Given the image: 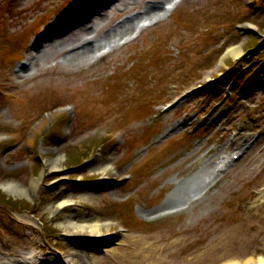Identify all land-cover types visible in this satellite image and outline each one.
<instances>
[{
	"label": "rangeland",
	"instance_id": "1",
	"mask_svg": "<svg viewBox=\"0 0 264 264\" xmlns=\"http://www.w3.org/2000/svg\"><path fill=\"white\" fill-rule=\"evenodd\" d=\"M83 1L0 0V192L13 199L0 203V264H40L57 251L60 264L262 260L264 132L215 178L202 164L213 171L243 135L264 128V0H178L137 35L130 29L106 45L104 55L57 54L13 72L39 30L96 3ZM235 45L238 55L227 51ZM27 144L40 158L33 161ZM127 171L132 176L108 191L91 193L83 182L104 185ZM190 182L200 189L183 195ZM64 197L67 204L57 205ZM94 221L98 238L127 228L105 251L84 253L81 245L97 237L81 223Z\"/></svg>",
	"mask_w": 264,
	"mask_h": 264
},
{
	"label": "bare ground",
	"instance_id": "2",
	"mask_svg": "<svg viewBox=\"0 0 264 264\" xmlns=\"http://www.w3.org/2000/svg\"><path fill=\"white\" fill-rule=\"evenodd\" d=\"M139 1L141 2L142 0H113L107 8L104 7L100 9V12L95 11L96 15L94 14V16H90V18L88 19L84 18L85 15L83 14V16L78 17H58L57 19L53 20L52 24L44 28L41 33L45 31H59L58 25L60 23H64V20L66 19H71L72 21L80 19V21L79 24L74 27V29L67 31L66 33H61L57 38H49V40L44 39V43L41 47L38 46L36 49L29 51L28 55L25 58L26 61H24V63L15 70L16 74H20V69H23L22 72L28 71L33 65H38L41 63L40 61H44L50 57L56 56L57 54H60L63 58L69 57L75 58L77 59V61H82L85 58L93 56L99 49L105 47L106 45L116 43L130 29H134L137 25H139V22L141 20L152 19L154 17L158 18V15L160 13H164L165 11L163 8V2L165 0H147L141 6H139L137 10L132 12H125V14L122 16V10L129 9L131 6L138 4ZM80 4L81 6H85L83 0L80 1ZM86 4H88V2ZM160 10L161 12L159 13ZM118 16H120L119 19L115 18ZM109 19H113V21L116 19L117 20L113 23H110ZM46 34L44 35L46 36ZM227 51L232 53L233 55H238L242 51V48L239 45H235L231 46ZM97 162L98 161H96V163ZM98 168H100V170H103L106 168V165L100 166ZM202 170L203 173H206L208 176H211L212 174L213 178H215V174L217 173L214 171V169L213 171H211L209 169V165L207 164H202ZM37 182L38 177L32 182V185L34 186L35 184H37ZM5 187L9 190H12L11 186L8 184H6ZM194 189H200L199 182L188 183L186 187H184L182 193L183 195L186 193L192 194L191 191H194ZM68 199L69 197H64L63 199L58 200L59 202L57 203V205L67 204ZM173 203H178L176 197L174 199L167 198L163 202L162 206H172L174 205ZM77 226H80V224L74 225L73 227L77 228ZM81 226L86 229V232L90 236L98 237L101 236L100 233H103L101 230L102 226L97 221L86 222L85 224L81 223ZM75 231H77V229ZM106 237H108V235ZM76 239L78 238H72L73 242H76ZM72 252L75 251L72 250ZM262 258L264 262V257ZM236 262H238L239 264H246L249 261L248 258H246L244 260H237ZM260 263L263 264L262 262Z\"/></svg>",
	"mask_w": 264,
	"mask_h": 264
},
{
	"label": "trees",
	"instance_id": "3",
	"mask_svg": "<svg viewBox=\"0 0 264 264\" xmlns=\"http://www.w3.org/2000/svg\"><path fill=\"white\" fill-rule=\"evenodd\" d=\"M0 197H1V194H0ZM3 198L5 201H10V198H5V197H1Z\"/></svg>",
	"mask_w": 264,
	"mask_h": 264
}]
</instances>
